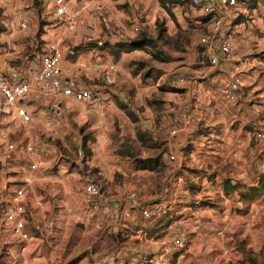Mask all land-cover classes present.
<instances>
[{"label":"rangeland","instance_id":"1","mask_svg":"<svg viewBox=\"0 0 264 264\" xmlns=\"http://www.w3.org/2000/svg\"><path fill=\"white\" fill-rule=\"evenodd\" d=\"M90 1L95 3L89 9L84 7V12L91 13H87L89 18L92 10L101 12L100 0ZM112 1L113 9L105 16H99L100 23L104 18L110 22L109 26L103 25L99 34L106 35L112 44L102 46V50L97 48L99 52H107L108 56L102 61L105 66L95 70L90 67L85 70L83 66L92 65L94 60L86 54L97 40L94 37L95 28L90 26L91 21L78 23L73 33L67 31L70 35L76 34L80 41L76 47L67 49L63 56V60L70 62L82 61L79 65L82 73L74 72V67L71 74L93 81L97 92L106 100H100L105 103L104 106L85 105L45 95H40L39 102L32 104L33 97L29 96L24 105L32 114L33 123L15 129V118L0 99V129L16 143L25 144L35 138L46 154L40 170L44 176L71 175L80 185L94 182L104 196L114 198V201L109 202L105 218L94 216L89 211L83 214L72 211L68 217V213H62V217L68 220L60 222L58 216L54 218L46 213L43 217L38 214L35 219L43 222L41 227L36 229L30 225L28 232L33 243H41L40 248L21 258L17 256V244H13V239H10L12 242L3 239L0 264H135L140 257L150 256L152 247L148 243L170 245L178 228L187 232L189 243L183 252L171 254L170 264H264V199L258 201L256 208L249 213L250 203L240 201L237 192L228 199L216 195V189L208 192L201 188V181L195 183L191 177V173L202 175L200 170L193 169L191 172L183 168L188 163L185 158L189 153L192 152L196 158L200 155L198 150L204 151L217 144L222 148L223 158L218 169L220 175L225 174V177L237 181L239 171L235 168L240 158L248 161L244 146L254 147L257 144L252 135L257 131L264 132V117L254 115L256 119L245 124L240 118L230 122L227 119L225 126L206 123L202 107L186 90L200 76L201 68L209 66L199 45L200 38L208 34L209 24L200 20L196 9L178 0ZM243 1L247 13L231 12L230 21L237 20L245 29L252 26L251 30H257L252 22L257 16L264 23L260 16V11L264 12V0ZM0 2V19L3 13L10 15V10L16 6L25 12L30 11L27 21L31 34L39 29L31 44L21 42L26 38L22 37L10 40L9 44L2 41L4 43L0 46V63L13 69L9 74L28 81L31 78L28 69H40L38 60L45 48L40 36L49 32L52 25L65 24L54 16L51 0ZM34 6L39 20L34 19L35 12L30 10ZM34 21L43 23L34 27ZM140 41L142 44L137 45ZM84 54L86 56L81 57ZM200 62L204 65L199 66ZM106 65L115 66L110 85L103 80ZM1 75L6 77L8 72ZM58 104L61 105L60 118L51 125L47 119L48 108ZM174 117L181 120L186 117L190 125L175 138H170L168 134ZM196 131L201 138L194 137ZM248 132L250 135L245 134ZM184 134L192 139L180 143ZM215 134H223L220 141L209 136L215 138ZM168 146L176 158L174 163L170 160ZM22 150L20 147L7 157L12 165L8 167L10 169L2 171L0 168V183L2 175L6 181L4 189L9 186L7 180L19 185L31 175ZM14 161L22 169H18L17 165L13 168ZM178 165L181 167L178 168ZM175 174L184 178V185L169 189L168 179ZM244 186H249V176ZM127 192H135L145 204L164 202L167 206L161 217L165 224L156 229L153 237L146 236L139 241L134 234L114 231L111 227L115 214H120L124 207L122 200ZM56 200L55 204L59 202V197L58 202ZM185 201H199L198 205H194L195 210L202 212L199 218L207 219L205 222L212 225L206 228L192 226L198 214L193 217L190 212L184 211ZM209 211L212 216L208 215ZM225 211L232 216L225 219ZM153 221L142 222V225L152 230ZM229 224L232 226L227 227ZM217 232L222 234L221 237L217 236ZM224 251H227L225 256Z\"/></svg>","mask_w":264,"mask_h":264},{"label":"crops","instance_id":"2","mask_svg":"<svg viewBox=\"0 0 264 264\" xmlns=\"http://www.w3.org/2000/svg\"><path fill=\"white\" fill-rule=\"evenodd\" d=\"M70 1H71L72 8H80L82 10V14H81V17L78 23H85L86 21L87 22L91 21L90 26H94L95 28L94 37L97 39L96 44L94 47H92L93 49L90 50V52L86 53L90 57H93L94 60H93L92 65L88 64L87 66L86 64H83V66L85 67V70H87L89 67L94 70L99 69L102 66H105V65H102V61H104V57L108 55L106 51L105 53L99 52L97 48L99 50H102L100 49L102 46H106L108 43L112 44V42L108 40L106 35L100 36L99 34L101 32L100 29L103 28V25L105 26L110 25V22H107L106 18L101 19L102 23H100L99 16H102V15L105 16V13L113 9L112 8L113 1L112 0H100L101 12L95 13L94 10H92L91 11L92 15L90 18L87 17V13H90V12H84V7H88L89 9L92 6V3H95V1H90V0H70ZM239 1H240V5H239L240 7L237 10H233L232 14L233 12L234 14L238 12H242L244 14L247 13L245 9V1L243 0H239ZM258 5H260V3H258ZM50 7L53 12V0H51L50 2ZM26 8L28 9V7ZM30 10H33L35 12L36 16L34 19L39 20L40 16L38 15L36 7L34 6L33 9H30ZM29 12L30 11L26 12V16ZM260 14H261L260 16L262 20H264V12L260 11ZM3 15H6V13H3ZM37 15H38V18H37ZM231 15L229 17L230 32H231V37L233 39L234 46L236 47V51H237V54L234 60L229 63L220 64L218 67H215V68L210 67V66H208L207 68L202 67L201 73L199 74L200 76L197 77L193 82H191L190 86L186 87L187 92L191 93L192 96H195L197 105L202 107L201 111H202V114L205 115V121L206 123L210 125L217 124L218 126H225L227 119H230L229 120L230 122L231 120L235 121L237 118H240V121L242 122V124H245L246 121L248 123L249 120H253V118L256 119L255 116L264 117V23L262 24L260 18L256 16L252 23H254L255 28L257 27L256 28L257 30L253 31L251 30L253 29L252 26L247 27L245 29L241 22H237V20L230 21ZM236 16L237 14L235 15V17ZM35 22L36 21H34V24ZM41 23L43 22L37 21L36 26L34 25V27H37V25L39 26V24ZM50 27H51V30L49 32H46L45 34L41 35L42 38L40 36V41L45 42V45H44L45 48L43 52L46 51V48L49 44L54 43L61 47L63 51V56H64V53L66 52L67 49L74 48L78 45V41L80 40L77 39L76 37L77 35L76 34L70 35L67 32L64 25L55 24ZM107 28L108 27H106L105 29L108 31L109 28L108 29ZM38 32H39V29L36 28L35 34H31L32 33L31 30H28V32H24V33H16L14 40L21 39L22 37H26L24 38L25 40H22L21 42L25 41L27 44H31L36 39ZM70 33H73V32H70ZM208 33H209V28H208ZM86 38L83 39V41H85ZM2 41L8 44L10 42V40H7L6 38L1 37L0 46L4 43ZM246 50H249V52L247 53ZM68 53L72 54L71 52H68ZM42 55L40 57H42ZM202 55H204L203 52H202ZM85 56L86 55L84 54L81 57H85ZM4 57H6V55H4ZM248 57L249 59H246ZM1 59L2 57L0 56V61ZM40 59L41 58H39L38 60L39 66H40ZM74 62L63 60L62 58L61 71H62V79H63L64 84L68 87L80 88L82 90H91L95 94L96 100H94L93 102L89 104H85V105L104 106L105 103L100 102V100L102 101H106V100L103 98L101 93L97 92L98 89L95 86V84H93V81L83 80L80 77H77V75L74 76L71 74V72L74 71V67L76 70L74 72L82 73L83 71L81 66H79L82 61H79V62L77 61L75 63ZM198 65L203 66L204 63L200 62ZM72 67H73V70H72ZM234 69L237 70L241 83H240L239 96L236 102L229 104L225 102V100L223 99L222 89L225 85L228 74L230 73V71ZM12 70L13 69L10 68L7 64L0 63V76H3L1 75V73L3 74L5 72H8V75L6 77H14L17 80L20 79L18 78V76L9 74ZM38 71L34 70L33 68H29L28 69V72L30 74L29 78L30 77L32 78V76L38 73ZM40 95L41 94L36 89V87L32 85V91L29 94V96L33 97V100L31 101V103L33 104V103L39 102L38 99L40 98ZM0 99L3 101L1 97ZM64 99H69V98H64ZM5 106L10 109V111L12 112L15 118L14 110L7 105ZM25 107L29 111L28 107L27 106ZM60 108H61V105L58 104L56 107H53V108L49 107L48 112L51 113L53 109H56L57 111H59L58 118H60ZM43 117H46V116L44 115ZM48 118H49V115H47V119ZM35 121H37V123L40 122V120H34V122ZM257 132H262V131H257ZM195 133L196 134L194 137L198 139L201 138L200 137L201 134L198 131H196ZM245 134L250 135V132L245 133ZM209 136L211 137V139H216L220 141L219 138L220 136H223V134L222 135L215 134L214 135L215 138H213V135H209ZM252 137L257 142V144L254 147L250 145L244 146L246 147L245 154L248 156V161L245 160L244 158H240L239 163H238L239 165L237 166V168H235V170L238 169L236 171H239L237 172L238 180L235 182L231 178H228V176L225 177V174L220 175V172L218 169H219L220 163L222 162L223 158L221 155L222 148L217 144L212 145L211 147H207V149L204 151L198 150L199 151L198 152L197 150H195L196 152L200 154L196 158L194 157V154L192 152L189 153L188 157L185 158V160H188V163H185L183 168L185 170L186 169L190 170L191 172L193 171V169L200 170L201 171L200 174L202 175H195L191 173V177L193 181L195 183L197 181H201L200 186L202 189L208 190V192H210V190L216 189V192H215L216 195H219L220 197H225L228 199L230 195H228L223 189V183L225 180L229 179L233 185L237 183L241 185H245L247 176H249V186H252V185L257 184L258 176L264 172V160H263L264 141L257 140L255 138V134H253ZM186 139L191 140L192 138L191 137L187 138V136H185L184 134L182 138H180V141L178 139L177 140L180 143H183ZM245 142H246V139L243 141V145L245 144ZM168 149L172 151L171 150L172 148L170 146H168ZM43 152L46 158L45 151L43 150ZM261 160L263 161L261 162ZM12 163H13V168L14 166L16 167L17 165V167L19 166L18 169H22V167L19 165L17 161H14ZM9 166L11 168L12 165L10 163L6 165L3 164L0 166V168L2 171H4V169H10L8 168ZM192 167H195V168H192ZM41 169L42 168H40L37 171V173L31 174V184L29 186L28 192L25 197V203L27 207V216H26L27 230L29 229L30 225L33 227H36V229H39L41 227L43 222L41 221L40 223V221L38 222V220L35 219V216H37L38 214L43 215V217L45 216L44 214L46 213L52 214L54 218L58 216V219H60V222H62L63 220L64 221L68 220L67 217L71 215L72 211H75V214H77L78 211L82 212V214L84 212L88 213V210L84 204V200H85L84 185L86 183L80 185V183L76 182L73 178L70 177L71 175L65 176V177L64 176L47 177V176H44L42 172H40ZM5 183L6 181L2 175V180L0 183V187L2 188V190L0 189L1 190L0 194L2 195L9 193L13 189V187L16 186L14 183H17V182H13L12 180H7V183L9 184V186L7 188L5 187L4 189L3 185ZM58 197H59V202L57 201ZM55 198H57L56 202H58L57 203L58 206L57 204L54 203ZM102 198L104 202L106 203L107 207H109L108 206L109 202L114 201L113 200L114 198H109V197L104 196L103 192H102ZM80 199L81 201H79ZM110 199H112V201H110ZM261 199H264V194L257 200L250 203L249 213L250 212L252 213V211L256 208V203L260 201ZM37 200H41L44 203L45 205L44 210H38L35 208L34 202H36ZM239 200H240V197H239ZM143 204L150 205V204H145V203ZM151 204H161L163 205V207H167L165 206L164 202L151 203ZM198 204H199V201H192V202L185 201L184 202L185 206L182 207L184 211L190 212L193 217H195L196 213L198 214L197 218H195L197 221H194V222L192 221L191 225L192 226L196 225L200 228L201 227L206 228V227L211 226L212 224H210L208 221L205 222V220L207 219L201 220L199 218L201 217L202 212L195 210V206H194ZM237 205H240V203H237ZM111 206H112V203H111ZM112 210H113V206H112ZM108 212H109V208H108ZM62 213H68L67 217L63 218ZM223 214L225 215V219H227L228 216H232V215H229L227 211H225ZM208 215L212 216L211 211L208 212ZM51 222H53V220H51ZM142 222H145V221L142 220L139 212L137 210H133L131 212V218L127 221L122 220L120 214H115L111 222L112 223L111 227L113 228L114 231L120 230L121 232H124V233L130 232L131 234H134L133 236L136 237V240L140 241L142 238H144L143 236H141V231L144 230L146 233L148 231H153V229L149 230L145 228L146 226H143ZM230 226L232 225L229 224L227 227H230ZM186 233L187 232L185 230L178 228L174 236L179 235L189 243V240L187 238L189 235ZM221 235L222 234L220 232H217V236L221 237ZM2 238L4 239V241L6 240L8 241L11 239L7 231H2ZM31 242L28 245L27 253L35 251L36 249L38 250L41 246L40 242H37V243L36 242L33 243V241ZM13 244H14V241H13ZM148 245L152 247V249L150 250V254H155L157 252L161 253L165 250V246H168L167 244L160 245L156 243H148ZM225 255H227V251L223 252V256ZM24 264H27V263H24Z\"/></svg>","mask_w":264,"mask_h":264},{"label":"built area","instance_id":"3","mask_svg":"<svg viewBox=\"0 0 264 264\" xmlns=\"http://www.w3.org/2000/svg\"><path fill=\"white\" fill-rule=\"evenodd\" d=\"M196 9L200 20L204 24H209V33L199 40V45L203 50L205 59L210 67H218L220 64L232 62L236 56V49L230 32L229 17L233 10H237L240 5L239 0H178ZM183 8V7H182ZM1 9V2H0ZM54 16L65 24L68 32L76 30L77 23L81 17L80 8H72L69 0H53ZM0 25L4 31H0V38L7 40L14 39L16 33H24L28 30L29 24L25 10L16 6L10 10V15H2ZM138 31V27H135ZM63 51L57 44H49L40 59V70L28 81L15 79L14 77L0 76V97L4 104L11 107L15 113V129L32 123L33 116L26 109L25 101L32 91V85L36 87L41 95L52 96L53 98H69L77 103L89 104L96 100L95 94L91 90L68 87L62 79L61 61ZM115 66L107 65L104 69L103 80L106 85L113 83ZM183 81V80H181ZM240 77L237 70H232L227 76L222 89V96L225 102L232 104L236 102L240 90ZM59 111L53 109L49 113L48 123L56 124ZM190 121L183 117L181 120L174 117L172 127L168 136L175 138L183 129H187ZM257 140L264 141V132L255 134ZM22 147V152L26 155L28 169L32 173L42 168L45 160L43 150L38 146L35 139L27 143H16L9 139L7 134L0 129V166L9 164L7 157L14 154ZM170 160L174 163L176 158L169 150ZM181 166L178 165V168ZM174 170V168H173ZM31 184V175L25 178L19 185L5 194H0V248L4 246L2 231H7L17 244V256L23 258L31 242V236L27 230V207L25 197ZM184 185V178L175 174L168 179L169 189H176ZM84 204L87 210L94 216L105 218L108 214V207L102 198V191L94 182H87L84 185ZM124 207L120 216L127 221L131 218V212L137 210L140 217L145 222L157 220L167 211L161 204L144 205L138 194L128 192L123 198ZM35 208L44 210L45 205L41 200L34 202ZM141 236L146 238L147 234L143 230ZM188 242L177 235L172 238L171 244L165 246L161 253L142 256L135 264H170L171 254L183 252L187 249Z\"/></svg>","mask_w":264,"mask_h":264},{"label":"trees","instance_id":"4","mask_svg":"<svg viewBox=\"0 0 264 264\" xmlns=\"http://www.w3.org/2000/svg\"><path fill=\"white\" fill-rule=\"evenodd\" d=\"M0 31H4L1 27V25H0ZM139 44L141 45L142 42L140 41L137 43V45H139ZM136 47H138V46H136ZM223 189L225 190V192L228 195H232V194L237 192L238 196L240 197V201H243L246 203L247 202L251 203V202L257 200L258 198H260L264 194V172L258 176L256 185L244 186V185H241L239 183L233 185L231 183V181L228 179V180L224 181ZM161 217H160V219H161ZM160 219L158 218L157 220L152 222V223H154V224H152V227H153L152 229L154 230V232L148 231L146 233L148 238L153 237L156 229L158 227L161 228L160 225H163L165 223L162 221V219L161 220Z\"/></svg>","mask_w":264,"mask_h":264}]
</instances>
